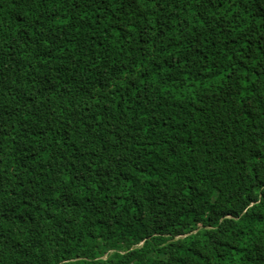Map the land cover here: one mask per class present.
I'll list each match as a JSON object with an SVG mask.
<instances>
[{
	"label": "trees",
	"instance_id": "obj_1",
	"mask_svg": "<svg viewBox=\"0 0 264 264\" xmlns=\"http://www.w3.org/2000/svg\"><path fill=\"white\" fill-rule=\"evenodd\" d=\"M0 264H264V0H0Z\"/></svg>",
	"mask_w": 264,
	"mask_h": 264
}]
</instances>
